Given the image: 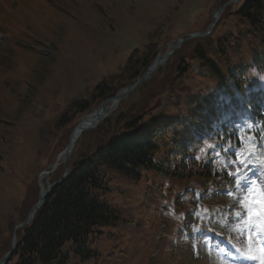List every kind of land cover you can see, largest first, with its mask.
I'll list each match as a JSON object with an SVG mask.
<instances>
[{
	"label": "rangeland",
	"instance_id": "1",
	"mask_svg": "<svg viewBox=\"0 0 264 264\" xmlns=\"http://www.w3.org/2000/svg\"><path fill=\"white\" fill-rule=\"evenodd\" d=\"M231 1L0 0V260L14 227L35 204L41 182L46 187L56 181L65 167L94 149L103 137L97 129L118 132L132 115L171 119L184 110L185 99L207 84L210 74L200 71L195 49L223 72V57L234 67L250 59L257 39L236 14L240 0L223 9L209 35L182 43L106 119L81 134L65 165L50 171L73 127L109 98V91L124 90L125 82L142 75L158 53L205 31L214 12ZM129 60L132 72H122ZM258 79L253 81L259 86L264 77ZM253 118L264 119V112ZM226 128L231 136L224 141L234 140V153L225 152L231 165L220 158L219 144L204 142L219 158L214 167L205 160L207 172L212 171L208 177L149 169L135 180L108 171L104 196L118 219L92 236L98 257L82 264H232L207 246L218 237L233 258L244 259L237 249L247 246V234L241 236L236 227L246 218L237 203L246 191L236 180H248L249 171L238 173L236 167L239 162L264 167V133L251 131L249 142L241 144L243 133L236 135L230 124ZM176 131L175 125L167 128L168 133ZM236 141L240 145L235 149ZM168 156L166 149L157 154L161 165L174 168L176 160ZM195 156L200 161L206 157L202 148ZM233 173L239 174L235 182ZM250 178L258 182L264 175ZM202 228L217 238L205 240Z\"/></svg>",
	"mask_w": 264,
	"mask_h": 264
},
{
	"label": "trees",
	"instance_id": "2",
	"mask_svg": "<svg viewBox=\"0 0 264 264\" xmlns=\"http://www.w3.org/2000/svg\"><path fill=\"white\" fill-rule=\"evenodd\" d=\"M236 14L257 39L250 59L234 67L223 57V72L203 50L195 49L200 71L210 74L207 84L185 99L183 111L160 120L132 115L118 132L97 129L96 133L103 136L101 141L69 166L68 177L50 192L30 223L17 234L15 249L6 264H82L97 258L92 236L118 219L105 198L108 171L135 180L142 170L149 169L177 177H208L212 173L207 172L208 164L204 165L205 160L211 165L214 160L204 142H219L222 150L227 149L232 138L224 141L230 138L226 126L240 120L244 130L247 114L254 116L264 109V83L261 88L253 81L264 77V0H241ZM218 44L221 49L222 44ZM130 64L127 61L122 72H132ZM139 76H131L124 86H130ZM109 92V97L115 94ZM173 125L177 131L168 133L167 128ZM201 148L206 157L200 161L195 155ZM161 149L168 150L167 159L174 158L176 163L179 160V165H161L157 158Z\"/></svg>",
	"mask_w": 264,
	"mask_h": 264
},
{
	"label": "water",
	"instance_id": "3",
	"mask_svg": "<svg viewBox=\"0 0 264 264\" xmlns=\"http://www.w3.org/2000/svg\"><path fill=\"white\" fill-rule=\"evenodd\" d=\"M240 0H235V1H231L225 5H223L222 7H220L217 11L214 12L213 14V21L209 24V26L207 27V29L201 33H195V34H191L190 36H188L185 39H180L179 43L173 47L172 49H169L165 54H161L158 53L157 57L154 59V61L148 66V68L144 71V73L129 87L125 88L122 91H118L117 93H115L114 96L109 97L105 100H103L99 107L91 112L90 114L84 115L80 122L77 123L70 136L68 139V143L66 145V147L64 148V150L59 154L58 158L62 157V161L60 162L61 164L65 165L67 162V159L73 149L72 146V137L74 135L75 130H79V131H88V130H92L94 129L96 126H98L107 116H109V114L117 107V105L119 104V102L123 99H125L126 97H128L131 93H133L134 91H136L144 82H146L155 72L156 70L162 66L167 59L181 46L182 43H184L185 41L191 39V38H203L207 35H209L215 25V22L218 20L219 15L222 13L223 9L225 7H227L230 4L233 3H237ZM110 103V108L108 109L107 104ZM91 115L92 120L89 122V125L86 127L81 126V124L86 125V123L89 121L88 116ZM88 120V121H87ZM59 164L55 163L53 166L54 170ZM68 177V169L65 167L64 168V174L63 176L55 181L52 182L51 184H47L45 188H40V192H39V196L35 202V204L32 206V208L28 211L27 215L25 216L24 220L16 225L13 229V233L11 236V240H10V249L8 250V252L1 258L0 260V264H6L8 259L10 258V256L12 255L14 248H15V243H16V237L15 234L16 232L21 229L26 227L29 222L31 221V219L34 217L35 213L38 211V209L42 206L45 198L50 194V192L58 185L60 184L63 180H65Z\"/></svg>",
	"mask_w": 264,
	"mask_h": 264
},
{
	"label": "snow or ice",
	"instance_id": "4",
	"mask_svg": "<svg viewBox=\"0 0 264 264\" xmlns=\"http://www.w3.org/2000/svg\"><path fill=\"white\" fill-rule=\"evenodd\" d=\"M239 177V174H234ZM246 194L237 202L246 218L240 220L236 230L247 234V246L237 249L247 261L264 264V183L237 179Z\"/></svg>",
	"mask_w": 264,
	"mask_h": 264
},
{
	"label": "bare ground",
	"instance_id": "5",
	"mask_svg": "<svg viewBox=\"0 0 264 264\" xmlns=\"http://www.w3.org/2000/svg\"><path fill=\"white\" fill-rule=\"evenodd\" d=\"M107 106H108V109L110 108V103H108L107 104ZM114 111V110H113ZM92 116L91 115H89L88 116V119H89V121L86 123V125H84V124H81V126H83V127H86V126H88L89 125V122L92 120V118H91ZM80 122V121H79ZM78 122V123H79ZM83 132L84 131H79V130H75V132H74V135H73V137H72V146L74 147V145H75V143H76V141L78 140V138L81 136V134H83ZM58 156H59V154L57 155V157H56V162L57 163H60L61 161H62V157H60V158H58ZM52 168H53V166H52ZM51 168V169H52ZM45 177V174L44 175H42L41 176V178H44ZM39 181H40V178H39ZM47 182H48V180H46ZM50 181V180H49ZM39 187L40 188H45L43 185H42V182H41V184L39 185Z\"/></svg>",
	"mask_w": 264,
	"mask_h": 264
}]
</instances>
